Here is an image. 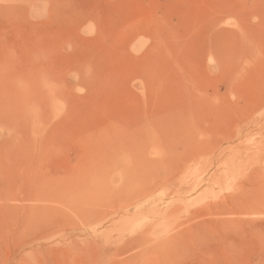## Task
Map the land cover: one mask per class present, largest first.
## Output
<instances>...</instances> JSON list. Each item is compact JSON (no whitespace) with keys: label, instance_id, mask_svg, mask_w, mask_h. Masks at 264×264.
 <instances>
[{"label":"rangeland","instance_id":"1","mask_svg":"<svg viewBox=\"0 0 264 264\" xmlns=\"http://www.w3.org/2000/svg\"><path fill=\"white\" fill-rule=\"evenodd\" d=\"M0 264H264V0H0Z\"/></svg>","mask_w":264,"mask_h":264}]
</instances>
